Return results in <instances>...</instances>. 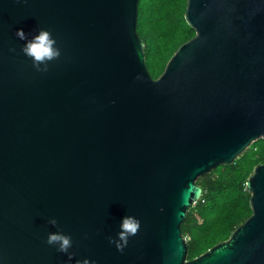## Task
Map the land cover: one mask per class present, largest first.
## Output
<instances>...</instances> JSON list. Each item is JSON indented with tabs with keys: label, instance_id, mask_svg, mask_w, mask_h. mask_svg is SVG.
<instances>
[{
	"label": "water",
	"instance_id": "water-1",
	"mask_svg": "<svg viewBox=\"0 0 264 264\" xmlns=\"http://www.w3.org/2000/svg\"><path fill=\"white\" fill-rule=\"evenodd\" d=\"M138 1L0 0V264H264V163L227 239L188 259L181 232L197 178L264 139V0H186L195 34L157 78ZM20 29L52 32L47 72ZM129 215L121 253L109 237ZM61 229L71 261L46 243Z\"/></svg>",
	"mask_w": 264,
	"mask_h": 264
},
{
	"label": "trees",
	"instance_id": "trees-1",
	"mask_svg": "<svg viewBox=\"0 0 264 264\" xmlns=\"http://www.w3.org/2000/svg\"><path fill=\"white\" fill-rule=\"evenodd\" d=\"M186 0H139L136 31L144 43L145 63L153 78L163 71L168 59L195 34L184 19ZM264 163V139L252 144L231 164L218 165L197 178L200 198L192 203L181 224L188 244L187 258H194L230 232L250 214V194L245 183L258 164Z\"/></svg>",
	"mask_w": 264,
	"mask_h": 264
},
{
	"label": "clouds",
	"instance_id": "clouds-1",
	"mask_svg": "<svg viewBox=\"0 0 264 264\" xmlns=\"http://www.w3.org/2000/svg\"><path fill=\"white\" fill-rule=\"evenodd\" d=\"M16 36L20 40L27 41L21 51L32 59L33 67L37 72H47L49 70V62L57 60L61 56V50L56 46L57 40L53 37L50 30L41 29L37 35L29 39L28 35L20 29L16 32ZM14 50L12 49V51ZM48 223L60 229L56 218L49 219ZM140 228L141 221L139 219L135 216H126L122 220L120 225L121 230L118 232L117 238L109 237V243L114 244L117 251L123 253L129 243L130 237L137 235ZM46 243L54 246L58 252L67 254L69 261L75 256V253L70 252V249L73 247L72 236L65 234L62 229L49 233ZM76 264H96V262L84 259L83 261L77 260Z\"/></svg>",
	"mask_w": 264,
	"mask_h": 264
},
{
	"label": "rangeland",
	"instance_id": "rangeland-1",
	"mask_svg": "<svg viewBox=\"0 0 264 264\" xmlns=\"http://www.w3.org/2000/svg\"><path fill=\"white\" fill-rule=\"evenodd\" d=\"M251 144H252V143H251ZM251 144H250V145H251ZM250 145H249V146H250ZM249 146H248V147H249ZM248 147H247V148H248ZM247 148H246V149H247ZM184 238H185V237H184Z\"/></svg>",
	"mask_w": 264,
	"mask_h": 264
}]
</instances>
